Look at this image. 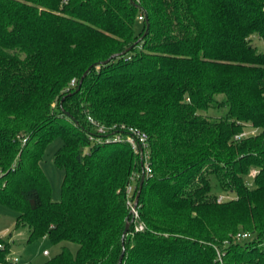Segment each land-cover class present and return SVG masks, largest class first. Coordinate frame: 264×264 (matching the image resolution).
I'll use <instances>...</instances> for the list:
<instances>
[{
  "label": "trees",
  "instance_id": "obj_1",
  "mask_svg": "<svg viewBox=\"0 0 264 264\" xmlns=\"http://www.w3.org/2000/svg\"><path fill=\"white\" fill-rule=\"evenodd\" d=\"M254 34L264 41V0H0V205L28 241L77 245L43 264H116L127 222L120 264H264ZM89 117L148 133L137 218L125 187L135 202L140 156L125 141L92 140ZM56 136L59 201L40 163ZM212 182L233 196L218 200ZM0 245L1 262L11 247Z\"/></svg>",
  "mask_w": 264,
  "mask_h": 264
},
{
  "label": "rangeland",
  "instance_id": "obj_2",
  "mask_svg": "<svg viewBox=\"0 0 264 264\" xmlns=\"http://www.w3.org/2000/svg\"><path fill=\"white\" fill-rule=\"evenodd\" d=\"M141 22L137 21L135 29L137 32L141 29ZM252 42L258 50H264L263 39L254 34ZM225 111V107H209L205 113L210 115H220ZM253 128H246L247 133L254 132ZM63 139L61 136L54 137L45 147L41 160V167L47 176L51 186V198L53 201L61 199V184L63 181V170L55 165L54 153L62 145ZM255 172L252 171L251 175ZM212 192L218 193L219 198L227 199L233 194L222 193L219 191L215 182H212ZM131 210V209H130ZM17 212L8 206L0 205V238L4 237L10 244L11 254L19 258L18 264H43L48 259L58 254L63 246H68L72 252H75L77 245L71 242L54 243L47 236L28 241V228L20 226L15 228V220ZM11 233V236L8 235ZM47 251V254H44Z\"/></svg>",
  "mask_w": 264,
  "mask_h": 264
},
{
  "label": "built area",
  "instance_id": "obj_3",
  "mask_svg": "<svg viewBox=\"0 0 264 264\" xmlns=\"http://www.w3.org/2000/svg\"><path fill=\"white\" fill-rule=\"evenodd\" d=\"M139 19H142V16H139ZM75 78L73 77L71 79V85L75 83ZM90 123L94 127V131L96 134H91L90 138L96 142H103V141H125L129 143L132 150L137 153L140 156V159L142 161L143 165V171L145 173L151 172L150 163H149V157L150 153L148 151V133L141 129L138 126H132V125H121L117 127L116 125L112 126H105L103 124H100L94 120V118L89 117ZM136 173L132 174V180L134 179V176ZM137 176V175H136ZM134 184L132 182L128 183L125 187V194L127 198V204L131 209V212L133 213L134 217L137 218V211L134 208ZM218 200H221L219 198ZM143 225L141 223H137L135 225V230H142ZM250 235L247 233H244L240 235L242 238H247ZM2 247V245H0ZM44 254H47V251H44ZM19 258L17 256H14L12 254H7L4 258V261H1L0 264H18Z\"/></svg>",
  "mask_w": 264,
  "mask_h": 264
},
{
  "label": "water",
  "instance_id": "obj_4",
  "mask_svg": "<svg viewBox=\"0 0 264 264\" xmlns=\"http://www.w3.org/2000/svg\"><path fill=\"white\" fill-rule=\"evenodd\" d=\"M117 54H118V53H114V54H112L110 57L106 58L104 61H105V62L108 61L110 58L115 57ZM86 71H87V69H86ZM86 71L83 73V75L86 73ZM83 75H82L81 78H80V82H81V80H82V78H83ZM80 82H79V84H80ZM143 180H144V171L142 170V174H141L140 182H139V184H138V188H137V191H136L135 202H134V208H135V206H136V204H137V201H138V198H139V195H140V191H141V186H142ZM129 225H130V223L127 222V223L125 224L124 230H123V232H122V235H121L122 249H121V253H120V256L118 257V260H117V263H116V264H120L121 261H122V259H123L124 252H125V248H124V239H125V236H126V233H127L128 229H129Z\"/></svg>",
  "mask_w": 264,
  "mask_h": 264
}]
</instances>
